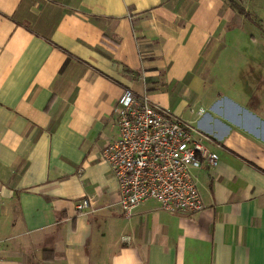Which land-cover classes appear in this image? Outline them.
Instances as JSON below:
<instances>
[{"label":"crops","instance_id":"1","mask_svg":"<svg viewBox=\"0 0 264 264\" xmlns=\"http://www.w3.org/2000/svg\"><path fill=\"white\" fill-rule=\"evenodd\" d=\"M233 2L0 0V264H264V88L206 83L241 67ZM123 88L208 136L218 164L194 170L201 211L149 199L124 216L98 159ZM88 194L97 208L81 212Z\"/></svg>","mask_w":264,"mask_h":264},{"label":"built area","instance_id":"2","mask_svg":"<svg viewBox=\"0 0 264 264\" xmlns=\"http://www.w3.org/2000/svg\"><path fill=\"white\" fill-rule=\"evenodd\" d=\"M113 113L118 134L102 147L98 159L109 164L118 180L124 216L129 219L149 199L169 212L201 211L204 204L194 170L218 164V154L204 143L208 136L190 120L131 88L121 90ZM98 200L95 194L84 195L76 208L93 212ZM2 204L0 193V219Z\"/></svg>","mask_w":264,"mask_h":264},{"label":"rangeland","instance_id":"3","mask_svg":"<svg viewBox=\"0 0 264 264\" xmlns=\"http://www.w3.org/2000/svg\"><path fill=\"white\" fill-rule=\"evenodd\" d=\"M238 10L243 14V21L245 24V27L241 30L240 34V42L242 43V54L240 55L243 58L242 64L238 66L239 68L238 75L235 77H232V74L228 72L230 68L229 63H225L223 65V68L225 72L219 73H212L210 75H207L206 77V83H211L214 87L219 88L220 85L225 87L226 90H242L247 91L250 89H261L264 88V80H254L251 79L250 71L253 68L255 72L260 71V69L264 68V57L261 56L262 49L261 44L264 41V36L259 37L256 36L255 39L250 37L251 31L249 27L255 25H259V27L264 26V0H234ZM234 3V2H233ZM234 3V4H235ZM249 25L248 27H246ZM249 30V31H248ZM254 33V31H252ZM256 35V33H254ZM256 46V47H255ZM237 54L238 49H235ZM252 52H254L253 55ZM234 53V50H232L230 53L227 52V58L230 60V57H232V54ZM258 53V54H257ZM251 55V56H250ZM258 57H261V60L256 62ZM243 75V76H242ZM218 76H220V81H218Z\"/></svg>","mask_w":264,"mask_h":264}]
</instances>
